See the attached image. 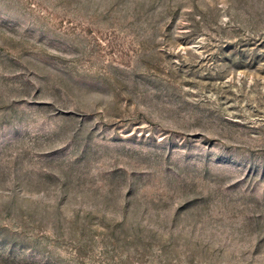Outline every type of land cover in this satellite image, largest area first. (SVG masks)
I'll return each mask as SVG.
<instances>
[{"label": "rangeland", "instance_id": "rangeland-1", "mask_svg": "<svg viewBox=\"0 0 264 264\" xmlns=\"http://www.w3.org/2000/svg\"><path fill=\"white\" fill-rule=\"evenodd\" d=\"M0 264H264V0H0Z\"/></svg>", "mask_w": 264, "mask_h": 264}]
</instances>
